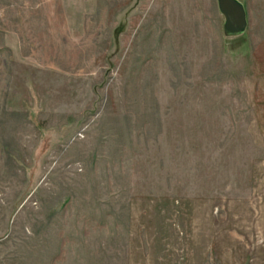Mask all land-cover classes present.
<instances>
[{"label": "rangeland", "instance_id": "obj_1", "mask_svg": "<svg viewBox=\"0 0 264 264\" xmlns=\"http://www.w3.org/2000/svg\"><path fill=\"white\" fill-rule=\"evenodd\" d=\"M0 0V264H264V0Z\"/></svg>", "mask_w": 264, "mask_h": 264}, {"label": "water", "instance_id": "obj_2", "mask_svg": "<svg viewBox=\"0 0 264 264\" xmlns=\"http://www.w3.org/2000/svg\"><path fill=\"white\" fill-rule=\"evenodd\" d=\"M218 5L229 30L241 31L246 28V15L242 5L235 0H218Z\"/></svg>", "mask_w": 264, "mask_h": 264}]
</instances>
